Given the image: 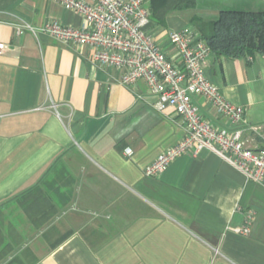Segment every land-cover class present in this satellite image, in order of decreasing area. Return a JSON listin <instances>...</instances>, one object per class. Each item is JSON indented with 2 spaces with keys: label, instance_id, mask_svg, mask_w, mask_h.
Returning <instances> with one entry per match:
<instances>
[{
  "label": "crops",
  "instance_id": "1",
  "mask_svg": "<svg viewBox=\"0 0 264 264\" xmlns=\"http://www.w3.org/2000/svg\"><path fill=\"white\" fill-rule=\"evenodd\" d=\"M223 8L264 0H197L194 12ZM195 13L172 12L150 31L173 55L169 32L193 26ZM50 21L86 20L56 0H0V264H264V184L206 148L148 176L185 123L144 81L126 85L123 69L93 61L89 45L16 28ZM205 70L245 108V144L264 147V53L211 50Z\"/></svg>",
  "mask_w": 264,
  "mask_h": 264
},
{
  "label": "built area",
  "instance_id": "2",
  "mask_svg": "<svg viewBox=\"0 0 264 264\" xmlns=\"http://www.w3.org/2000/svg\"><path fill=\"white\" fill-rule=\"evenodd\" d=\"M67 9L80 12L85 23L79 27L50 21L41 27L16 24L24 29L43 32L63 41L89 45L92 59L123 69L122 83L144 81L157 96V107H173L186 125V135L162 151L145 169L148 176L165 171L185 153L197 155L209 149L241 170L249 179L264 184V147L253 149L243 140L245 108L225 98L219 85L207 75L205 62L210 46L199 31L187 25L169 32L174 54L163 48L150 31V0H56ZM6 47L0 42V50ZM202 97L216 112L233 124L218 125L207 119L195 103ZM260 134V128H254ZM249 224L236 232L248 234Z\"/></svg>",
  "mask_w": 264,
  "mask_h": 264
},
{
  "label": "trees",
  "instance_id": "3",
  "mask_svg": "<svg viewBox=\"0 0 264 264\" xmlns=\"http://www.w3.org/2000/svg\"><path fill=\"white\" fill-rule=\"evenodd\" d=\"M197 0H150L153 25L165 26L172 12L195 13ZM192 25L211 50L229 57L264 53V9H220L214 17L192 16Z\"/></svg>",
  "mask_w": 264,
  "mask_h": 264
}]
</instances>
